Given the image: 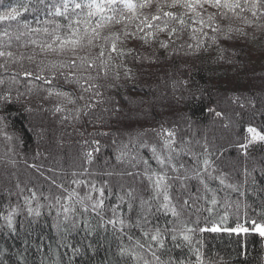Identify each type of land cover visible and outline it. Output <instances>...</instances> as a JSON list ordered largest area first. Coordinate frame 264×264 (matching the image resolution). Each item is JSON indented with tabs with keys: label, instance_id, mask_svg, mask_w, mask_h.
<instances>
[{
	"label": "trees",
	"instance_id": "trees-1",
	"mask_svg": "<svg viewBox=\"0 0 264 264\" xmlns=\"http://www.w3.org/2000/svg\"><path fill=\"white\" fill-rule=\"evenodd\" d=\"M239 3L244 11L201 0L194 10L166 7L144 16L143 7L133 13L121 4L120 23L101 14L89 18L86 8L76 10L77 17L70 9L72 28L84 39L61 48L53 41L71 35L68 19L48 15L38 0H0V12L29 6L15 21H0V43H10L6 50L13 52V58H0V264H70L73 255L80 264V249V256L89 257L85 264H143L133 254L150 257L142 253L149 243L169 264H197L196 250L204 264H264V244L251 231L253 221L264 225V144L252 143L245 153L237 149L249 128L264 135V5L253 16L250 5ZM145 17L152 28L142 23ZM57 23L61 28L53 31ZM93 28L98 38L89 45ZM5 30L11 39L2 35ZM20 32L27 34L17 40ZM165 139L174 141L179 171L155 158L169 154ZM196 167L211 191L200 178L184 179V169ZM153 173L169 177L178 221L156 210ZM93 185L104 190L103 197L92 192ZM66 192L78 195L69 199ZM89 193L103 206L93 209L85 199V212L77 201ZM141 200L152 203L147 223ZM62 205L75 209L67 222ZM13 209L9 228L5 217ZM184 224L195 229L191 243L179 235ZM237 225L247 231H231ZM155 227L178 231L165 233L160 248L143 235ZM212 227L220 230L199 231Z\"/></svg>",
	"mask_w": 264,
	"mask_h": 264
},
{
	"label": "snow or ice",
	"instance_id": "snow-or-ice-1",
	"mask_svg": "<svg viewBox=\"0 0 264 264\" xmlns=\"http://www.w3.org/2000/svg\"><path fill=\"white\" fill-rule=\"evenodd\" d=\"M147 3H151V0H146ZM203 4H209L210 6L213 7H224L227 8L229 10H234L236 8H240L241 11H244L245 8L239 3V0H235V2H229V0H202ZM39 4H44L45 7L49 8L48 11V15H54L56 17H61L63 16L65 19L69 20V24H68V28L70 30L71 35L61 39V37L59 35L56 36V39L53 41V44L56 43V41H59L60 43V47L63 48L64 45H78L82 39H84V37H80L79 36V29L72 28V19L69 17L68 13L69 10L71 9V11L73 13H75V15L77 17H79L80 13L76 12V10H82V9H87V16L93 17L96 16L97 14H101V19L102 20H108V21H112L115 20L116 23H120V20L124 18V13L123 10L120 8V5H124V7L126 9H128L130 12L135 11V9L137 7H144V4H134L131 2V0H88L87 3H80L77 2V0H58V3H53V4H47L46 0H38ZM181 6L184 8H188V9H195V7L197 5H201V0H183V2L181 3V0H171V3L168 5V7H175V6ZM244 5H250V7H248V11H251L253 16L257 15V11L259 9V7L261 5H264V0H244ZM28 4H20L16 7H10L8 9H6L3 12H0V21H15L17 19V17H19L21 15V11H28ZM104 13H111V15H104ZM163 16L165 17H170L172 19H179L178 17H176L173 13L171 12H163ZM117 17H119V19H117ZM153 20H160L161 17L160 15H153L152 16ZM209 19L211 20L212 17H209ZM76 24H79L81 21L79 19H76L74 21ZM179 22L181 24L184 23V21L182 19L179 20ZM200 23H203V21H199ZM45 23H48V21H45ZM142 23L146 24L147 27L152 28L153 25L151 23L147 22V17H145V20L142 21ZM167 23L165 22L164 26L162 28H160L161 31L164 30V28H167ZM23 27L25 29H28L29 31H36L39 32L41 31V29H30L29 26L27 24L23 25ZM102 27V24L97 23L96 24V28H100ZM156 27H160L159 25H157ZM61 28V25L59 23H57L55 25V28L53 29V31H56L58 29ZM96 28L92 29V33L94 34L92 37L88 38V44L91 45L93 43V39L98 38V33H96ZM213 31H216L217 29L213 28ZM43 31L45 33H48L49 29L48 28H44ZM172 32L175 33L176 29L173 28ZM26 32H20L16 35V39L19 40L20 36L22 35H26ZM4 37H8L9 39H11L12 37V33H10L9 31L5 30L2 34ZM85 35H87V31L85 33ZM118 39V37H117ZM33 43H35V41H33ZM53 44H48L46 45L47 48H52ZM44 47V46H41ZM11 48V44L10 43H0V58H13V52L10 50H6V49H10ZM112 51H116V44L115 42L112 43L111 45ZM73 51H75V47H73ZM99 55L101 57H103L104 52L101 51L99 53ZM28 59H32V57H28ZM71 64H73V66H75V60L73 59L72 61H70ZM0 67H3V65H0ZM88 67L91 68L93 67V63L89 62L88 63ZM24 75L26 77H30L33 74L31 72H25ZM36 79H41V77L39 75L36 76ZM45 83H50V81H48L47 79H45ZM85 91H87L88 89H84ZM81 99H83V97H81ZM59 110V109H58ZM219 115V113H218ZM166 131V135L168 137H172L174 136V133H172L171 131ZM248 131L250 133H253V139H260V140H264V135H259L258 133H256L255 129L249 128ZM174 141L173 140H164V148L169 150V154L166 157H162L161 155H155L156 154V148L153 147L152 148V152L155 155V158L157 160V162L161 165L164 166L166 163L172 168L173 171H179V168H177V166L173 163V152H176V149L172 147ZM246 147V146H245ZM91 156V153H89V157ZM145 164H147V161L144 162ZM210 165V162L208 159H204L203 160V166H204V171H207L208 167ZM180 168H183V165L179 166ZM153 176H155V180L153 181L154 184V191L155 194L152 197L153 200L158 201V203L156 204V210L160 211L161 209L165 210V214L167 213H171V216L175 219V220H179L180 217V212L177 210L175 204L172 202V196L170 195V189H171V185L169 183H167L169 177H167L166 173H153ZM192 178H200L199 182L201 185H203L204 189L206 191H211V189H209L207 183L205 182V180L201 177V171L199 167L193 168V169H184V179H192ZM149 179H151V176L149 177ZM175 179H179V177H176ZM220 183L223 184L224 180L221 178L220 179ZM183 186V185H182ZM92 192H99L100 197L104 196V190L101 189H96L95 186L93 185L91 188ZM78 194L75 192H70L68 198L71 199L73 196H77ZM127 195L131 196L132 192H128ZM162 197V199H161ZM89 200L92 201L93 197L92 195L89 193L87 194L85 197L80 198L77 202H79L82 205L83 211H87V207L84 206L83 202L84 200ZM123 199V198H121ZM57 203H59V199H57ZM211 203L213 205H215L217 203L215 195L212 196L211 199ZM189 204V201L187 199H185L183 201V205L187 206ZM145 205H147V208L145 209ZM103 206V200L99 199L96 201H93L92 203V208L96 209L97 207H102ZM63 208V212L65 213L64 215V222H67L69 217L67 215V213H69L70 211H74V208H70L68 206H64L62 205ZM129 208H131V205H129ZM141 209L145 210L144 214L142 216V218L144 219V221L147 223L148 221V214L151 213L152 211V203L151 201L148 200H141ZM15 209H13L12 212H10L8 214L7 217H5V219L7 220L8 223V227L11 228L12 227V217L13 214L15 213ZM115 209H113V212L115 213ZM209 211H211L209 209ZM33 212V209L29 208V213L31 214ZM35 214L38 216L40 213L38 211L35 212ZM57 215L59 216L60 213L58 212ZM225 219V217L221 218V222H223ZM110 224H112L113 226L116 225L117 221L116 220H109L108 221ZM121 225L124 224V221L122 219H120L118 221ZM253 224L255 226L256 231L259 232V234L261 236H264V225H257L255 224V221H253ZM220 229H218L217 227H212V228H205V229H199V231H219ZM241 230V226L237 225L236 228L231 229V231H239ZM244 231H247V229H243ZM172 232V233H177V229L175 227L169 229V228H165V229H160L159 227H155L154 230H149V231H145L143 233L145 238H148L151 242H155L159 245L160 248L164 247V235L167 232ZM195 231V229L193 228H189L187 227L186 224H184L181 228V230H179V235L182 237V239L188 243H191V233H193ZM171 239L173 241H175L177 239V235L173 234L171 236ZM138 247L140 248H144L143 244H140L139 242H137ZM148 250L151 251V255L153 256L154 260H155V264H169V261H165L162 260L161 257L159 255L156 254L155 251H152V244L149 243L147 246ZM123 251V250H122ZM133 258L134 259H140L143 260V264H151V262L147 259H144L142 256H139L138 254H133ZM196 260H197V264H204V261L201 259V255L199 253L198 250H196Z\"/></svg>",
	"mask_w": 264,
	"mask_h": 264
},
{
	"label": "rangeland",
	"instance_id": "rangeland-1",
	"mask_svg": "<svg viewBox=\"0 0 264 264\" xmlns=\"http://www.w3.org/2000/svg\"><path fill=\"white\" fill-rule=\"evenodd\" d=\"M158 1H160V2H158ZM169 1H171V0H151V3H147V2H145V6L143 7V9H142V11H139V15L140 16H144V14H149V15H151L152 13H157V12H159V11H162V10H164L166 7H168V5L171 3V2H169ZM167 2H169V3H167ZM167 3V4H166ZM166 4V5H165ZM177 6H179V5H177ZM179 8H181V7H179ZM256 131V130H255ZM256 133H258L259 135H263V134H261L260 132H258V131H256ZM258 141H262L263 142V144H264V140H260V139H253V133H250L249 131L246 133V135H245V137H244V139H243V142L241 143V144H239L238 146H237V149L239 148V151H241L242 153H245V150H246V148L249 146V145H251L252 143H255V142H258ZM246 146V147H245ZM10 152V151H9ZM67 196H69V194L66 192L65 193ZM99 196V195H98ZM100 197V196H99ZM98 197V198H99ZM98 198L96 199V200H98ZM95 200V201H96ZM86 202H88L91 206H92V203H93V200L92 201H89V200H86ZM86 202H83V204H84V206H86ZM71 204H74V202H72ZM81 205V204H80ZM82 206V205H81ZM63 216V215H62ZM258 225V224H257ZM252 230L251 231H253V233H256V235H257V237L262 241V243L264 244V236H261L260 234H259V232L258 231H256V229H255V226L254 225H252ZM236 228V227H235ZM247 227H244V226H242L241 227V230H239V231H244L243 229H246ZM84 250L85 249H80L79 250V252H78V254H76V257H78L79 258V261H80V264H81V262H84V263H82V264H85V260L84 259H86V260H88V256L85 254H83L82 256H80V254H82L81 252H84ZM90 251L91 250H93V249H89ZM142 253H144V254H149L150 255V257L148 256V257H144V259H147V260H151L150 262H152L153 264H155V261L151 258V257H153L152 255H151V251H149L148 250V252L147 251H142ZM164 253H167V251H164L162 254L164 255ZM74 256L75 255H73L72 257H71V261H70V264H79V263H77L76 261L77 260H75L76 258H74ZM70 260V259H69ZM162 260H164L163 258H162ZM75 261V262H74ZM143 261V260H142Z\"/></svg>",
	"mask_w": 264,
	"mask_h": 264
},
{
	"label": "bare ground",
	"instance_id": "bare-ground-1",
	"mask_svg": "<svg viewBox=\"0 0 264 264\" xmlns=\"http://www.w3.org/2000/svg\"><path fill=\"white\" fill-rule=\"evenodd\" d=\"M66 264H68V263H66Z\"/></svg>",
	"mask_w": 264,
	"mask_h": 264
}]
</instances>
